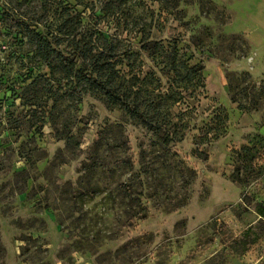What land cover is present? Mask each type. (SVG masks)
Here are the masks:
<instances>
[{
  "label": "rangeland",
  "instance_id": "1",
  "mask_svg": "<svg viewBox=\"0 0 264 264\" xmlns=\"http://www.w3.org/2000/svg\"><path fill=\"white\" fill-rule=\"evenodd\" d=\"M107 1L0 0V264H264V97L244 111L229 87L264 85L237 29L260 0ZM65 8L92 29L78 40L129 52L113 61L145 105L173 49L203 68L173 109L181 141L52 73L35 33Z\"/></svg>",
  "mask_w": 264,
  "mask_h": 264
},
{
  "label": "trees",
  "instance_id": "2",
  "mask_svg": "<svg viewBox=\"0 0 264 264\" xmlns=\"http://www.w3.org/2000/svg\"><path fill=\"white\" fill-rule=\"evenodd\" d=\"M78 1L79 5H83L82 0ZM106 4L107 6L102 11L110 12L111 14L120 12V7H115L114 1L109 0ZM65 9L59 14L60 20L57 17V22L53 21L50 25L52 26L51 29L47 30L46 33L49 36L41 35L42 33L39 32L35 33L34 41L37 55L50 66L52 73L59 72L60 80L71 82L75 89L82 86V91L105 94L123 113L128 114L132 119L141 120L142 123L153 129L157 134L166 133V139L168 140L173 137L176 142L181 141L183 135L178 138L177 136L181 133L180 128L182 126H178L174 122L178 114L173 112V109L183 98L182 88L191 89V86L185 82L191 83V81L193 82L196 79L202 83L203 75L201 71L203 68L199 64L189 66L187 60L181 59L179 50L177 48L173 49L169 53L171 61L166 63L167 72L173 76L172 83L167 88V92L162 91L157 96L159 99L150 100L148 105H145L144 102L140 101L141 93L140 89L136 88L134 77L127 78L124 75H119L116 70L117 63L113 61L119 55H128L129 52H119L120 48L117 45L113 47L95 46V33L93 32H81L82 38L78 40L77 36L80 31L92 29L85 30L79 15L71 16L68 14L67 8ZM50 34L52 38H50ZM62 35L73 38L70 44L73 49L71 52L57 48L61 44ZM184 72L187 75L183 76ZM180 77L182 78L180 79ZM230 82L229 78V87L232 93L230 101L233 103L237 102L241 110L248 111L244 101L250 98V94H252L251 100L254 99V105H258L264 97V85L262 84L259 91H256L257 86L254 85L252 91L245 87L234 92L236 88L232 87ZM74 88L69 91L74 92ZM258 213L264 216V209L259 208ZM251 232V229L248 228L245 230L244 236H249ZM255 240L256 237L251 241L249 238L245 243L249 246Z\"/></svg>",
  "mask_w": 264,
  "mask_h": 264
},
{
  "label": "crops",
  "instance_id": "3",
  "mask_svg": "<svg viewBox=\"0 0 264 264\" xmlns=\"http://www.w3.org/2000/svg\"><path fill=\"white\" fill-rule=\"evenodd\" d=\"M238 25V31L258 48L264 47V0Z\"/></svg>",
  "mask_w": 264,
  "mask_h": 264
}]
</instances>
